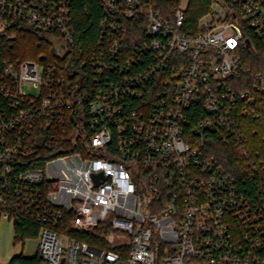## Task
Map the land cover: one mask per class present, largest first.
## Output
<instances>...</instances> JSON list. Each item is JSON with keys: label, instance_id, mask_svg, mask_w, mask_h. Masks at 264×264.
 <instances>
[{"label": "built area", "instance_id": "2783aa9c", "mask_svg": "<svg viewBox=\"0 0 264 264\" xmlns=\"http://www.w3.org/2000/svg\"><path fill=\"white\" fill-rule=\"evenodd\" d=\"M99 2L109 19L91 51L89 82L68 85L51 64L0 60V219L12 223L20 211L42 224L34 255L42 264H264V155L248 151L240 126L248 107L238 108L254 104L264 77L255 75L250 89L234 84L240 48L253 52L241 22L264 39V0L214 1L188 33L181 32L185 6L171 25L149 0ZM70 4L0 0V34L15 22L63 55L73 44ZM115 17H141L150 38L124 63ZM141 52L151 55L144 68ZM168 66L169 92L127 107ZM191 107L199 112L193 124ZM208 132L237 150L246 177L215 158ZM32 145L45 159L15 172ZM64 220L76 232L107 222L110 244L125 254L77 241L67 227L57 231Z\"/></svg>", "mask_w": 264, "mask_h": 264}, {"label": "trees", "instance_id": "16d2710c", "mask_svg": "<svg viewBox=\"0 0 264 264\" xmlns=\"http://www.w3.org/2000/svg\"><path fill=\"white\" fill-rule=\"evenodd\" d=\"M183 0H149V6L154 9L158 16L171 25L173 24V14L176 9L181 7ZM214 1L226 0H187L184 8V22L181 32H192L196 30L199 19L209 11V7ZM70 24L73 44L70 45L67 52L63 55L57 52L53 43L46 39L42 34L34 31L32 28L12 22L8 24L4 33L0 34V60H33L40 65L51 64L63 70L66 75V81L72 85L80 84L81 79L86 83L89 82L88 73L90 72L88 61L92 49L101 39L103 33L101 24L109 19L99 0H71L70 4ZM115 17V22H120V29L117 30V42L120 53L118 62L124 63L128 56L132 55L134 48L141 43L148 42L149 37L145 33V21L140 17L125 19L120 21ZM241 29L244 36L248 38L253 52L247 47L240 48L238 59L240 63L239 76L234 83L239 90L250 89L255 75L264 77V39H262L254 29L241 22ZM122 28H125L122 31ZM142 67L151 61L150 53H139ZM138 63V62H137ZM133 65V64H132ZM123 73H119V79L122 80ZM174 76L171 74V67L162 68L154 73L144 83L143 100L129 98V106H143L147 101H152L165 92H169L171 80ZM85 88V87H84ZM253 105L240 104L238 108L248 107L244 116L240 114L241 130L248 140V151L251 153L258 152L264 155V92L253 90ZM193 107L188 109L191 124L198 120L199 112ZM39 141V140H38ZM206 143L209 144L210 150L216 159H219L223 166L237 176L248 175L249 169L246 162L240 158L237 150L226 145V142L219 139L217 135L208 132L205 135ZM65 147H70L67 142ZM41 146L30 147L32 155L29 158H19L15 164V172H23L26 169L40 165L46 157V153L41 152ZM13 239L22 241L24 239H36L38 231L42 224L36 220L26 217L20 211L14 213L12 219ZM69 233L77 241L86 242L89 246L97 249H112L120 254H125V249L113 246L109 242V236L112 233L107 224L100 225L92 232H76L69 227L67 220H64L63 226L57 227V231ZM15 264H42L37 256L33 257H14L11 259Z\"/></svg>", "mask_w": 264, "mask_h": 264}, {"label": "rangeland", "instance_id": "374dc122", "mask_svg": "<svg viewBox=\"0 0 264 264\" xmlns=\"http://www.w3.org/2000/svg\"><path fill=\"white\" fill-rule=\"evenodd\" d=\"M187 0L181 2V7L185 6ZM26 91L30 89L26 86ZM32 91V90H30ZM36 239H24L15 241L13 239V228L11 222L7 219H0V262L8 263L14 257H33L37 245Z\"/></svg>", "mask_w": 264, "mask_h": 264}]
</instances>
